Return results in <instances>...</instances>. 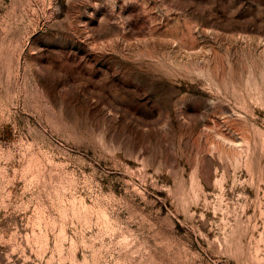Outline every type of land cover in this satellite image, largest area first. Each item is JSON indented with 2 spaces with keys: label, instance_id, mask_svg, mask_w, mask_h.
I'll return each instance as SVG.
<instances>
[{
  "label": "rangeland",
  "instance_id": "1",
  "mask_svg": "<svg viewBox=\"0 0 264 264\" xmlns=\"http://www.w3.org/2000/svg\"><path fill=\"white\" fill-rule=\"evenodd\" d=\"M0 264H264V0H0Z\"/></svg>",
  "mask_w": 264,
  "mask_h": 264
}]
</instances>
